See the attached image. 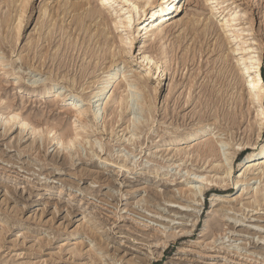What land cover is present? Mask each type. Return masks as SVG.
Instances as JSON below:
<instances>
[{
	"label": "rangeland",
	"instance_id": "obj_1",
	"mask_svg": "<svg viewBox=\"0 0 264 264\" xmlns=\"http://www.w3.org/2000/svg\"><path fill=\"white\" fill-rule=\"evenodd\" d=\"M22 1L19 0L20 5ZM67 1L28 0L26 13L18 2L12 13L14 18L22 14L21 32L17 35L12 30L9 40L14 35V44L7 42L6 52L0 50V59L8 69L2 70L0 66V115L5 118L19 114L41 131L36 137L40 142L35 143L32 126H24L21 131V123L16 122L12 129L0 124V264H264V161L239 167L240 161L252 152L240 150V145L249 138L256 141L260 133L254 152L259 151L264 144V124L259 130L257 122L261 116L257 118L256 114L261 107L253 104L244 91L243 77L239 67H235L240 54L231 51L239 44V47L253 46L256 55L262 58L264 80V0H187L180 13L166 25L168 32L162 43L168 51L170 69L166 85L159 87L156 71L139 59L141 38L135 32L134 20L130 28L125 24L127 18L133 19L132 4L141 6L159 0H114L115 10L108 6L112 12L107 16L111 33L107 37L102 35V42H118L112 46L117 53L115 58L109 51H100L96 39L90 44L94 43L92 48L98 49V56L91 58L88 50L84 51L85 44L81 43L84 35L72 25L74 12L68 14L70 19L66 14L56 17L57 22L54 19L57 26L52 43L44 37L39 39L40 31L44 35L48 32L41 26L46 9L53 14ZM47 15L43 16V22L52 20ZM115 16L123 25L116 30L111 23ZM209 18L216 27L203 43L201 57L202 44L193 45V21L199 20V27ZM97 19L86 20L87 26L93 27L91 34L98 29L101 19ZM226 19L234 20L235 33L227 30L230 28L225 26ZM17 20L15 26L19 17ZM2 29L5 28L0 27L2 33L8 30ZM115 36H122L125 42L120 43ZM77 37L78 45H66ZM36 41L40 43L38 47ZM28 43L35 44L36 55L28 50ZM152 43L148 40V53L156 56ZM28 53V59L33 60L31 64L23 60ZM223 55L228 56L227 62L222 61ZM40 60L46 65L40 64ZM118 64L109 103L100 111V118L86 125L84 142L77 143L78 151L72 160L70 150L65 149L67 145L63 147L60 141L66 135L70 138L79 123L73 124L75 116L69 110L77 104L88 108L92 118L98 87L106 72ZM227 68L236 73H228ZM222 70L229 80L219 79ZM124 75L130 82L137 75L147 81L149 91L153 92L150 109L148 104L144 107L147 112L138 110L141 107L135 104V98L130 102L134 109L125 110L124 117L117 116L115 97L127 95ZM65 76L67 79H63ZM223 82L228 87L224 93L228 105L216 104L215 92L216 96H212L215 102L210 100L212 105L205 114L199 101L207 98L203 94L206 84L217 91L224 86ZM191 84L194 87L190 95ZM46 89L64 93L66 102L58 104L53 99H44L42 92ZM230 111L236 115L235 126L224 120L223 114ZM216 117L221 123L216 122ZM133 118L136 122H132ZM119 119L120 122H115ZM201 123L208 125L202 127ZM188 133L195 134L185 143ZM208 139L215 143V155L199 150ZM229 168L231 172L227 173ZM98 176L101 177L95 183ZM191 184L196 185L195 197L183 198L182 202L192 206L185 208L170 202L171 196L180 200V190ZM62 185L65 192L57 195L56 188ZM221 206L223 212L218 210ZM235 218L245 221L236 224ZM89 227L94 228L96 235ZM159 229L163 232H158ZM76 230L79 231L72 237ZM68 237L71 239L66 240ZM92 245L95 254L101 257L96 258L91 252Z\"/></svg>",
	"mask_w": 264,
	"mask_h": 264
},
{
	"label": "bare ground",
	"instance_id": "obj_2",
	"mask_svg": "<svg viewBox=\"0 0 264 264\" xmlns=\"http://www.w3.org/2000/svg\"><path fill=\"white\" fill-rule=\"evenodd\" d=\"M70 2V0H68ZM67 1V3H65V5H59V8L57 9V11H53V14L51 13V10L49 11L48 13V9L47 10V13L45 12L44 15H47L49 14L48 17H52V20L48 21V20H44L43 22V16H42V30L44 29H47L48 32L44 35V33H42V31H40V40L41 37H44V39L46 38V41H49V44L52 43L50 42L51 39L54 37L53 34H54V31L56 30V26H57V21H56V17L57 19H59L58 17L60 16H64V14L68 15V14H71L72 12H74V15L72 17V25L74 24L76 27L74 29H77V31H80V33L82 32V35H84L82 38L83 41H81L83 48H84V51L88 52L87 53H90V57H97L98 56V49L96 50V47L98 46V44L101 46V50L104 51H109L110 54L114 57L117 55V53L115 52V49L112 47L114 44H117L118 42L114 41V42H108L106 44V41L103 43L102 42V35L104 36H108L109 33V26H110V20L107 18V16H111L112 15V12L108 9L109 7L108 6H112V9H114V3H116L117 1H114V0H94L95 2H93L92 0H87L86 2H73V0L69 3ZM187 0H159V1H156V2H150V1H147L146 3L142 4L141 6H139L138 4H132V7H131V10L130 12L132 13L133 15V19H130L127 18V21L125 22V24L128 26V28H130L132 25H133V20H134V23L136 24V27H135V32L137 34V36L139 38H141V45H140V48H139V51H140V60L143 64H145L146 66L152 68L153 70L156 71L157 73V76H158V84H157V87L161 86L162 84L166 85L167 81H168V74H169V60L167 59V50L165 49V45L164 43H162V41L165 39L166 35H167V32L168 30L166 29V25L168 24V22L170 21V19L176 15H178V13H180L182 7L185 5ZM19 0H3L2 3L4 4L3 7L0 9L1 10V13H0V27L1 28H5V29H2V30H6L8 29L6 32V35L4 34L5 32L3 31L2 35H0V50L1 52L2 49L4 50L5 49V46H6V43L9 42L11 44H14V35H13V39L9 40L10 39V36H12V30H15L14 33H16L17 35H19L18 33L21 32V29H22V24H23V21L21 20V15L18 16L19 14H16L17 15V18L13 17L15 15H13L12 11H13V8L16 6V4H18ZM27 3H28V0H23L21 5H20V2H19V5L18 6H21L23 7V9L25 8L26 9V6H27ZM61 3V2H60ZM143 8V9H140ZM18 8V7H17ZM63 8V9H62ZM19 9V8H18ZM25 9H24V12H25ZM56 9V8H55ZM16 10V9H15ZM45 10V11H46ZM62 10V15H61V12L59 13V11ZM23 11V10H22ZM21 11V12H22ZM224 11L227 12V8H224ZM18 12V11H17ZM23 13V12H22ZM26 13V12H25ZM42 15V14H41ZM46 16V17H47ZM18 17H19V23L17 24V26H15V22L17 21L18 22ZM69 17V15H68ZM94 17H97L98 19L100 18L101 20H99L100 22L98 23V29L96 31V33L94 34H91L92 31H93V27L91 28V25L88 27L87 24H86V20L89 19V18H93ZM71 18V16L69 17V19ZM40 19V18H39ZM48 19V18H47ZM50 19V18H49ZM54 19L56 22H54ZM66 19V18H65ZM64 19V20H65ZM97 19V20H98ZM113 19V23L114 24V29H120L123 25H122V21L121 19L118 20L117 19V16H115V18H112ZM111 19V20H112ZM208 19V18H207ZM92 20V19H91ZM233 21L234 20H231V19H226L225 21V26H227L228 28L230 29H227L228 31H233L232 33H235L236 32V27L235 25L233 24ZM40 22V21H39ZM68 22V21H67ZM41 23V22H40ZM60 23H63V18L60 19ZM71 23V22H70ZM95 23H96V20H95ZM193 28H192V32H193V37H194V43L193 45H197L198 44L200 45V43L202 44V46H199V53H201V57L203 56V53H204V50H203V43L205 42L206 39H208V37L213 33V31L215 30V25H214V22L212 21L211 18H209L208 22L204 23L203 25H200L198 27V25L200 24L199 23V20H195L193 21ZM195 24L196 27H195ZM61 25V24H60ZM72 25H69V26H72ZM97 25V23L95 24V26ZM59 26V25H58ZM62 26V25H61ZM64 26V25H63ZM66 26V24H65ZM66 27V28H71V27ZM103 28L101 29L100 27ZM7 27V28H6ZM107 27V28H106ZM112 28V25L111 27ZM41 29V27H40ZM44 29V30H45ZM60 29V28H59ZM92 29V30H91ZM107 29V30H106ZM113 29V30H114ZM61 30V29H60ZM66 30V29H65ZM64 30V31H65ZM72 30V29H71ZM96 30V29H95ZM114 30V31H115ZM68 31V30H67ZM70 31V30H69ZM39 32V31H38ZM58 32V30L56 31ZM113 32V31H112ZM120 32V31H117V33ZM73 32L69 33L70 35L72 34ZM115 33V32H113ZM64 34V33H63ZM68 34V33H66ZM151 34V35H150ZM39 35V33H38ZM78 35V34H76ZM6 36V37H5ZM66 36V35H65ZM63 36V37H65ZM69 36V35H68ZM73 36V35H72ZM80 36V34L78 35V37ZM103 36V37H104ZM149 36V37H148ZM151 36V37H150ZM221 36V35H220ZM18 37V36H17ZM74 37V36H73ZM73 38L76 40L74 41H71L72 44H67L66 45H69V47H71L70 45H73L74 43L76 45L77 42H78V39L79 38ZM80 37V38H81ZM117 37V36H115ZM147 37V39H146ZM34 38V37H33ZM32 38V39H33ZM109 38V37H108ZM119 39V42L120 43H124L125 42V38H122V36H118L117 37ZM149 38V39H148ZM6 39L8 41H6ZM35 39V38H34ZM43 39V40H44ZM69 39V38H68ZM72 39V38H71ZM95 39L97 40L95 42L96 44V47L92 48V44H90V42H94ZM39 40V42H40ZM67 41V39H65ZM106 40V39H105ZM111 40V39H110ZM148 40H152L153 41V49L156 50L157 52V55L155 56L154 54H150L148 53L150 51V45L148 44ZM220 40V39H219ZM35 41V40H34ZM45 41V40H44ZM236 41V40H235ZM30 42H33L32 40ZM207 42V41H206ZM8 43V44H9ZM37 41H36V46L38 47V45L40 43H38L37 45ZM98 43V44H97ZM114 43V44H113ZM220 43V42H218ZM244 43V42H242ZM49 44L48 47H49ZM107 45V49H106V46H105V50H104V45ZM28 50L30 52L33 51L34 49V43H31V45L28 43ZM45 45V44H44ZM82 45H81V48H82ZM118 45V44H117ZM241 44H239L240 46ZM8 46V45H7ZM14 46V45H13ZM11 46V48L13 47ZM43 46V45H42ZM46 46V45H45ZM74 46V45H73ZM72 46V47H73ZM178 46V45H177ZM236 47V48H232L231 51L235 54H240V57H237L236 58V66L235 67H239V71L241 73V77H243V87H244V91L247 92V95L249 97V99L251 100V102L253 104H257L258 107H261V109L257 110V114H256V117L258 118L259 116L260 119H259V130H261L262 128V125L264 124V80H263V77H262V74H261V63H262V58L260 57V55H256V52H254V48L253 46H242V47ZM61 47V46H60ZM77 47V46H76ZM118 47V46H117ZM40 48V47H39ZM41 48H44V47H41ZM47 48V46H46ZM50 48V47H49ZM79 48V47H78ZM80 48V49H81ZM99 48V47H98ZM103 48V49H102ZM121 48V47H120ZM196 48V47H194ZM197 48V49H198ZM7 49V47H6ZM36 49V48H35ZM114 49V50H113ZM118 49V48H117ZM116 49V50H117ZM207 49V48H206ZM45 50V49H43ZM50 50V49H48ZM62 50V49H60ZM238 50H241V51H238ZM5 51V50H4ZM38 51V49H37ZM47 51V50H45ZM43 51V53L45 52ZM99 51V52H100ZM123 51V49H122ZM190 50H188L189 52ZM197 53H198V50H196ZM6 52V51H5ZM4 52V53H5ZM34 52V51H33ZM49 52V51H47ZM101 53V55H104V53ZM8 53V51H7ZM6 53V54H7ZM11 53V52H10ZM107 53V52H105ZM35 54V52H34ZM39 54H41V57H43L42 53L40 52ZM49 54V53H48ZM56 54V53H55ZM3 55L5 56V54H2V57ZM9 55V54H8ZM36 55V54H35ZM34 55V57H35ZM38 55V54H37ZM45 55H46V52H45ZM44 55V56H45ZM54 55V54H53ZM88 55V54H87ZM100 55V56H101ZM118 55H121V52L118 50ZM29 53L28 55L24 58L23 60H25V62H27L28 64L30 63L31 64V61H33L32 59H28L30 58L29 57ZM50 56V55H49ZM89 56V55H88ZM105 56V55H104ZM108 56V54H107ZM7 57V56H6ZM46 57H48L46 55ZM52 58V55L50 56ZM194 58L197 57L196 56V53L195 55L193 56ZM200 57V58H201ZM37 58V57H36ZM55 58V56L53 57ZM102 58V57H99V59ZM105 58V57H104ZM115 58V57H114ZM113 58V59H114ZM156 58L158 60H156ZM9 59V57H8ZM39 59L40 56H39ZM44 59V58H42ZM46 59V58H45ZM56 59V58H55ZM103 59V58H102ZM2 60L0 63V66H3L2 67V70H6L5 69V65H4V61L3 59H0ZM47 60V59H46ZM45 60V61H46ZM98 61V59H96ZM229 59H228V56H224L223 55V58H222V61L223 62H227ZM7 63V61L9 60H5ZM41 61V60H40ZM90 61V60H89ZM95 61V59H94ZM187 61V60H186ZM186 61H183L184 65L187 66L188 64L186 63ZM35 62V61H34ZM38 62V60H37ZM42 62V63H41ZM41 62H39L40 64L42 65H46L44 64L45 62L42 60ZM128 60L127 59H124V63L127 64ZM24 63V62H23ZM99 63V62H97ZM34 64V63H33ZM63 63H61L62 65ZM93 64V63H92ZM96 64V62H95ZM94 64V65H95ZM113 64V63H112ZM121 64V63H120ZM120 64L118 65H115L113 66V68L109 69L107 72H106V75L104 76V79L102 80L101 82V86L98 87V91L96 92L94 98H97L94 102V105H93V112H92V118L89 117V113L91 111H89L88 108H82L80 107L79 105L77 104H74L72 105V107L70 108L69 111H71L74 116H75V120L73 121V124L74 123H77L79 122L74 128H73V134H70V138L66 135L64 137H61L60 138V141H61V145L64 147L65 145H67V147L65 149H69L70 150V154H71V157H72V160H75V155L77 153V148L79 147V145L76 147L77 143H80V144H83L84 142V131H86L85 127L86 125H88V122H95V120L98 119L99 117V114H100V111L103 110L104 108L107 107L108 103H109V100L111 98L112 95L109 96V93L110 91L112 90V87L114 85H111L112 82H116L114 81V78L117 74V70L120 68ZM36 65V64H35ZM30 66V65H29ZM41 67V65H39ZM91 66V65H90ZM97 66V64H96ZM33 67V66H31ZM86 67V66H85ZM85 67L83 68L85 70ZM36 68V67H35ZM39 68V67H38ZM42 68V67H41ZM201 68V67H200ZM87 69V68H86ZM8 70V69H7ZM6 70V71H7ZM83 70V71H84ZM224 70V69H223ZM220 72V80L222 77H226V72ZM228 71V73L230 74H233L236 73L233 70H229L228 68L226 69ZM9 72V71H8ZM84 73V72H83ZM85 73H86V70H85ZM66 75V74H65ZM64 77V76H63ZM82 77H85V76H82ZM124 81L126 83V90H127V95H122L118 98L115 97V103L118 104L117 106V112H118V115L120 118L121 117H124L122 116L125 112V110H128L130 108H133L131 100L133 101V99H135L137 102L135 104L138 105V108H139V105H140V109H138L139 111H145L144 110V107L145 109L147 108V104H148V107L150 109V106H149V102L151 100V98H153V96L150 98L151 96V93L152 91H149L150 89H148V83L146 80H142V78L140 77V75H137L135 76L134 80L132 82H130L129 78L127 77V75H124ZM228 78V77H226ZM63 79H67V77L65 76V78ZM223 80V79H222ZM229 80V78H228ZM123 81V80H121ZM224 83V82H223ZM211 86V85H210ZM229 86V84H228ZM157 87H155L153 90H154V93L157 95V92H158V89ZM194 87L193 84L190 85L189 88V94L191 95V92L192 91V88ZM205 87V86H204ZM214 87V86H212ZM230 87V86H229ZM215 88V87H214ZM214 88H209L208 84H206V87L204 88L205 91L203 92L204 96H206V100H200L199 101V106H201L203 108V110L205 111V114L207 112V110L211 107V102L210 100L212 99L213 102H215V99L212 97L215 92H216V95H217V101H216V104L219 105L222 104L223 106H226L228 105V103H226L225 101V94L224 93H227L225 92V90H228L227 88V84L226 82L224 83V86H221L219 89H216L217 91L214 90ZM52 89V88H51ZM51 89H46L44 92H42V96L44 97V99H53V101L55 103H60V102H66L67 99H65V97H63L65 94L62 93V92H59V91H55V90H51ZM153 93V92H152ZM154 94V95H155ZM244 94V93H243ZM153 95V94H152ZM189 95V98L191 99V96ZM214 95V96H216ZM209 96V97H208ZM193 97V95H192ZM131 98V99H130ZM130 99V101H128ZM201 99V98H200ZM203 99V98H202ZM134 100V102H135ZM189 99L187 100V103H189ZM239 102V103H238ZM237 103L238 104H241V101H238ZM250 102V103H251ZM151 104V103H150ZM188 105V104H187ZM134 106V105H133ZM136 106V105H135ZM198 106V104H197ZM217 106V105H216ZM137 107V106H136ZM152 107V106H151ZM134 109V108H133ZM147 109V110H149ZM218 110V108H217ZM200 111V110H199ZM228 111V110H227ZM147 112V111H145ZM152 112V111H151ZM203 112V111H202ZM231 112V111H230ZM225 112L223 114V117H224V120L228 121L231 125H236L238 124L236 122V115L233 114V112ZM115 113V112H114ZM141 113V112H140ZM149 113V112H148ZM218 113V112H217ZM216 113V114H217ZM116 114V113H115ZM145 114V113H144ZM150 114V113H149ZM148 114V115H149ZM220 115V114H219ZM91 116V115H90ZM116 116V117H117ZM150 116V115H149ZM115 117V115H114ZM113 117V119H114ZM118 117V118H119ZM205 115L201 116V119L204 118ZM91 118V119H89ZM100 118V117H99ZM117 118V119H118ZM219 118V117H218ZM217 117H216V122H220L221 123V120H219ZM112 119V120H113ZM116 119V118H115ZM124 119V118H123ZM122 119V120H123ZM115 121V120H114ZM114 121H110V122H114ZM121 120H117L115 122H120ZM260 121H262L260 123ZM16 122L18 123H21V131H23V128L25 127H29V126H32V131L31 133L35 135V143H38L40 142L36 137L37 135L41 134V131L40 129H36L35 126H33L30 121L24 117H20L19 114H16V113H12L10 115H8L7 117L3 118V115H0V124H4L5 126V129L8 128L9 126V129H12L14 127V125L16 124ZM132 122H136L135 118L132 119ZM215 122V123H216ZM81 124V125H80ZM204 123H201V125H203ZM217 124V123H216ZM206 125L208 124H204L202 127H205ZM229 125V124H228ZM25 126V127H24ZM230 126V125H229ZM201 127V128H202ZM253 127V125H252ZM251 127V128H252ZM140 129V128H139ZM227 131V130H226ZM52 132V130L50 131ZM49 132V133H50ZM194 132V131H193ZM195 133H188V135L185 137V143H187L189 141V138L194 135ZM260 133L258 135V139L255 141V140H251L250 138L248 139L247 142H245L244 144L240 145V150H248V149H251L252 152L251 153H248L247 156H246V160L244 159L240 161L239 163V167H250L251 164H254L256 162L260 163L261 161H264V157L262 159L261 156H264V144L261 146L260 150L257 151V152H254V150L259 146V138H260ZM40 137V136H39ZM38 137V138H39ZM68 137V138H67ZM66 139V141H65ZM166 140V139H164ZM214 142V141H213ZM34 143V142H33ZM32 143V144H33ZM35 143L33 145H35ZM215 143H212L211 140H206L201 146H199V150L200 152H204L205 154H209L212 155L214 154L217 150L214 146ZM40 147V146H39ZM217 147V146H216ZM73 148H75L73 150ZM60 150V149H59ZM202 150V151H201ZM217 153V152H216ZM69 154V155H70ZM204 154V155H205ZM259 154V155H258ZM215 155V154H214ZM239 155V154H238ZM217 156V155H216ZM215 157V156H214ZM239 157V156H238ZM123 166H126L123 165ZM227 168V167H226ZM249 170H252V168H250ZM83 172V171H82ZM85 172H88V170H86ZM231 170L230 168L227 170V173H230ZM101 176H98V177H95L94 178V182H98L97 181V178H100ZM201 179L203 181L206 180V183L208 182V179H205V178H202ZM194 182V181H193ZM213 183V182H212ZM221 183V182H220ZM239 183V180L236 182V184ZM217 184V183H216ZM210 185V183H209ZM212 185V184H211ZM64 185L62 186H59L57 187L56 189V194L57 195H61L63 194L64 191ZM207 186V185H206ZM205 186V187H206ZM224 186V185H223ZM46 188L44 187L42 190H45ZM216 190L217 191H222V189L220 188H217L216 187ZM196 185H193L191 184V186H189V188L187 189H181L180 190V193H181V197L180 200H178L176 196H171V200L170 202L172 203H175V204H178V206H182V207H185V208H189L190 206L192 205H189V204H186L185 202H182V199L183 198H186L187 200L189 199H194L195 197V194H196ZM203 192V191H202ZM70 196L71 198H74V196L70 193ZM259 198V197H257ZM260 200H258L259 202ZM257 202V201H256ZM224 206H221L220 209H218L219 211L223 212L224 209H223ZM57 208V206H56ZM176 208V207H175ZM178 208V207H177ZM196 209V207H195ZM226 209V208H225ZM86 217V216H84ZM230 218H233V216H229ZM245 221L243 218H235V223L236 224H241L240 222H243ZM241 226V225H240ZM86 228V227H85ZM162 228V227H160ZM252 228V227H251ZM92 233H94L96 235V232L94 230V228L92 227H89L88 228ZM79 230H76L74 231L71 236L74 237L75 234H77ZM158 232H163L161 229H159ZM71 237H68L66 238V240H70ZM73 239V238H72ZM98 250V249H97ZM77 250H75L76 252ZM91 252H94V255L96 257V255L98 256V253L95 254L96 252V248H95V245H92L91 247ZM100 253V252H99ZM101 256H98L96 258H99ZM98 261V260H97Z\"/></svg>",
	"mask_w": 264,
	"mask_h": 264
}]
</instances>
